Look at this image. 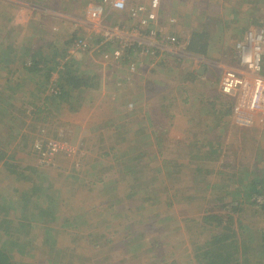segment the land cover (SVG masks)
Here are the masks:
<instances>
[{"label": "rangeland", "instance_id": "1", "mask_svg": "<svg viewBox=\"0 0 264 264\" xmlns=\"http://www.w3.org/2000/svg\"><path fill=\"white\" fill-rule=\"evenodd\" d=\"M89 1L48 0L47 8H42L39 0H0V51L15 49L18 56L31 49L53 59L76 29V35H87L73 18L83 19ZM22 12L27 14L22 16ZM116 16L110 15L108 22L118 21ZM159 16L163 22L168 16L176 19L168 32L184 42L180 52L166 62L152 67L143 61V66L130 73L125 62L110 65L99 54L80 51L75 53V59L84 72L97 76L98 85L85 89L77 110L64 106L57 111L55 105H50L42 109L39 118L26 117L31 114L30 108L21 111L22 102L29 103L30 98L39 100L36 87L41 82L34 81L42 78L27 81L30 78L24 74L23 85L10 98L2 116L8 126L4 129L0 123V132L17 134V139L9 143L6 138L0 139V146L16 156L18 163L33 166L41 157L51 167H47L48 172L46 168L25 169L29 180L23 181L8 171L11 165L0 167V194L11 196L34 182V178L49 188L46 179L53 178L62 192L61 214L70 217L75 211L86 213V209H96V214H84L80 221L82 229L57 228L61 232L60 245L89 258L80 264H195L194 248L214 233V223L203 220L214 209L206 200L197 198L203 196L202 181L214 182L223 171L230 178H240V167L251 166L254 153L259 160L264 153V124L255 125L259 128H255L257 135L251 136L252 147L243 139L237 143L233 133L226 132L225 136L226 127L215 123L218 118L219 123L226 122L224 111L232 106L230 95L220 90L221 75L225 68L238 66L236 42L249 28L264 25V0H161ZM9 18L13 22L9 23ZM197 30L208 37V49L203 54L188 49L191 34ZM88 39L96 40L94 34ZM17 62L7 66L13 69ZM194 68L201 69L202 74L193 75ZM19 75L20 70L14 74V70L0 69V91L10 93L4 89V79ZM251 85L261 87L264 83L254 78ZM30 90L35 93L30 95ZM250 90L258 91L252 87L245 91ZM45 94L44 90L41 95ZM162 102L169 105L166 112L163 110L164 115L159 112ZM6 109L11 117L6 115ZM149 113L156 118V135L151 133ZM42 118L46 119L44 124ZM56 129L64 141L54 137ZM219 136L232 143L225 152L201 160L196 157L193 164L190 145L199 147ZM34 138L40 145L38 153H32L28 147ZM164 158L185 163L181 167H165ZM246 161L249 163L244 164ZM200 162L209 173L206 168L198 169L203 166ZM255 165L258 175L264 178L262 164L256 161ZM242 210L234 215V223L236 220L241 224L236 223L235 229L243 230L238 231L240 237L251 236L260 241L264 237V215L254 213L250 206H243ZM10 217L16 220L15 216ZM102 232L104 238H109L108 243L94 247L93 241H105ZM43 236L44 232L38 229L28 233L27 237L38 248L29 255L14 251L12 260L17 264L59 263L51 249L53 240L44 241ZM88 239L92 242L88 243ZM128 239L130 242L125 245ZM113 244L115 248H111ZM249 244L251 249L255 246V242ZM253 254L250 250L251 259ZM64 257L63 254L61 259ZM66 261L77 260L67 256Z\"/></svg>", "mask_w": 264, "mask_h": 264}, {"label": "trees", "instance_id": "2", "mask_svg": "<svg viewBox=\"0 0 264 264\" xmlns=\"http://www.w3.org/2000/svg\"><path fill=\"white\" fill-rule=\"evenodd\" d=\"M47 3L48 0H39V7L47 8ZM38 10L40 11V8H38ZM45 12H47V10H45ZM8 20H10V18ZM159 20H161L160 24L164 23L163 19L160 18ZM77 30L78 29H76L73 36L68 39L64 49H62L60 53L57 52L53 59H47L45 57L46 55H42L41 52L33 53L31 52V49H25L26 52L24 54H21L20 52L18 56L15 49H5L0 51V69L5 70L6 68L8 71L14 70V74L17 73V70H20V75L18 77H7L4 79V83L6 84L4 89L10 91V93L6 94L3 91H0V123L4 129L8 126V121L5 117H2L4 115V110L10 102V98L17 93L16 90L23 85V80L21 78H23L24 74L30 78L27 79V81L36 80L34 78L37 77L43 79H41V81H34V84H40L41 82V84L36 87L40 96L39 100L36 102L30 98L29 103H26V101L22 102L20 107L21 111L23 108H30L29 111L31 114L26 117L39 118L42 109L50 105H55L57 111L64 106L68 107L71 111H75L84 99L86 92L85 89L89 87H97L98 83L95 81L97 76H91L84 72L74 56H69L68 59L62 63V66L59 65L61 62L58 61L57 58L66 57L68 52L67 44H70V42L73 41ZM207 39L208 37L205 32L199 30L193 31L189 40L188 49L201 54L205 53L208 49ZM202 40L205 41L202 42ZM131 54L134 56L133 52H131ZM17 60V65H20L17 69V65L16 67H13V69H11L12 67L7 66ZM128 61L129 60L126 59L125 63H128ZM192 74L200 75L199 69H195ZM53 88L55 89L53 90ZM44 90L47 94L42 96L41 93L44 92ZM34 93L35 92L32 90L29 92L30 95ZM167 104L163 102L159 104L160 111H158L161 112L162 115H164L163 110L166 112L165 109L169 106ZM41 105L42 107H40ZM231 110L232 107L231 109L224 111V113L228 114ZM5 113L8 117L12 116L8 109H6ZM167 114L168 113H166V115ZM52 118H54V116H52ZM218 119L219 120H215V123L218 126H221L222 124L225 125V122H222L221 124L219 123L221 118ZM41 120L42 124L46 121V119L43 118ZM148 120L151 124V133H154L155 135L158 134L159 131L156 129L158 125L156 124V118H154L152 113H149ZM48 122L49 121H47V124L49 125ZM44 126L45 125H42V128H45ZM262 128H264V126ZM41 130L42 129H39V131ZM256 133V129H253L252 134L248 131H241L240 138L243 139V143L247 144V142H251L250 136L257 135ZM224 135L226 136V131H224ZM54 137L60 140L63 139L62 135L57 133V129ZM233 137L239 139L238 135L235 136V134H233ZM3 138L8 139L7 143H9L17 139V134L0 132V139ZM35 139L36 138L28 144L29 150H31L32 153L39 152L40 145H38V142L36 143ZM213 141L214 142H212L211 139H208L207 143L199 147L190 145L189 150L192 149L191 159L193 164L196 162L193 161L195 160L194 158L197 157L200 160L201 158L206 159L204 157L211 158L210 156L212 154H217L219 156L225 152V148L232 144L222 140L221 136L213 139ZM158 145H160V143H158ZM45 146L44 143L43 147ZM258 147H260V144H258ZM40 158L33 166L18 163L16 156L10 155L4 150L3 146H0V164H2L0 167H8L11 165L9 169L7 168L8 171L11 174L16 175V178L22 181L24 178L29 180L25 169L32 168V170L36 171L46 168L47 171V167H51L47 161ZM255 159L264 167V153H262L261 160H259L258 156H256ZM164 161L166 162L165 167L172 164L181 167L184 165L183 163H185L181 160H171V158H164ZM256 161L254 162L253 160L252 165L249 167H240L242 172L240 178H230V175H227V172L223 171L220 172L217 176L218 179L214 182H206L207 179H205L206 181H202L201 189H203V196L197 198L203 199L204 201L206 200V203L211 204L214 209V212L207 213L203 216L205 222L214 223L213 230L211 229L214 233H211V236L207 241L194 248L193 260L195 264H264V237L261 236V240L257 242L252 240L251 236L250 239L240 237L241 233H238V231L240 230L242 232L243 230L239 229L237 231L234 226L236 223L240 224L236 220L234 223V215L243 211V206H250L254 208V213L258 212L259 215H264V178L258 175V166L255 165ZM227 166L232 167V165L229 164H227ZM201 168H206V165L198 167L199 170ZM205 171L207 173L210 172L207 168ZM206 175L208 176V174ZM46 180L47 187L49 188H44L43 185L39 184L34 178L35 183L30 182V185L15 191L11 196H3L0 194V264H17L12 260V254L14 251L23 252L27 255H29L32 249L33 251L31 252H35L38 247H36L35 244H32L27 235L30 232H37V229L44 232V241L45 239L47 242L48 240H53L51 249L55 251L56 257L59 258V263L57 264H80L83 259L89 260V258H85L78 250L71 251L68 246L60 245L58 241L61 232L57 228L58 226H64L66 228L82 229L80 221L83 219L82 217H84V214L86 216L92 213L96 214V212H94L96 209L85 208L87 210H85L86 213L75 211L70 217L61 214L59 209L62 204V200L60 199L62 192L58 185V181H54L53 178H47ZM103 193L105 194L106 192ZM117 209H119V207ZM10 215L15 216L16 220L13 218L11 219ZM127 227L130 226L128 225ZM101 234L105 241L101 239L93 241L94 247L104 246L108 243L109 238H104L105 234L103 232ZM262 234H264V231ZM249 241L250 243L255 242V246L252 249L250 244L248 245ZM91 242L92 240L88 239V243ZM129 242L130 240L128 239L124 244L127 245ZM32 245L34 246L32 247ZM111 248H115V244H113ZM106 250L109 249L107 248ZM250 250L254 251L252 259L249 255ZM63 254L65 257L61 259ZM134 254L137 256L136 252ZM67 256H72L77 261L68 263L66 261ZM51 264H53L52 261Z\"/></svg>", "mask_w": 264, "mask_h": 264}, {"label": "built area", "instance_id": "3", "mask_svg": "<svg viewBox=\"0 0 264 264\" xmlns=\"http://www.w3.org/2000/svg\"><path fill=\"white\" fill-rule=\"evenodd\" d=\"M161 0H90L85 7L83 19L73 20L87 35L78 34L68 45L66 57L58 58L59 64L80 51L99 54L110 65L125 60L130 73L147 61L151 66L164 63L180 52L183 41L168 32L176 22L168 16L160 24ZM117 15L116 22H108L109 16ZM92 34L95 41L88 39ZM131 52L137 57L131 59ZM238 66L225 68L221 75V90L227 95H236L247 89L254 78L261 79L264 65V25L249 28L236 42ZM140 60V63H137ZM54 79V78H53ZM55 88H53L54 90ZM132 106V103L129 104ZM53 144V143H52Z\"/></svg>", "mask_w": 264, "mask_h": 264}, {"label": "crops", "instance_id": "4", "mask_svg": "<svg viewBox=\"0 0 264 264\" xmlns=\"http://www.w3.org/2000/svg\"><path fill=\"white\" fill-rule=\"evenodd\" d=\"M21 14L22 16H24L27 13L22 12ZM8 22L9 23L13 22V20L10 19L8 20ZM195 69H198V68H194L193 70ZM201 74L202 72L200 73V75ZM261 74H262V77H264V68ZM200 75H196V76H200ZM263 86L258 87L257 85L250 84L249 87H252V89H255L258 91L252 92V90H250L248 93V91H245L249 88L247 87V89L245 88L242 89L238 94L230 95L228 97V98H231V101H232V106H231L232 110L228 114L227 113L223 114V117L226 116L227 120L226 122L224 121L226 126L222 124L221 127L222 128L226 127L225 130L229 134L237 133V135L239 136V139H237V143L242 139L240 138L241 131H245V132L248 131L249 133L252 134L253 129L259 128L255 126L258 124V122L260 123L261 126L264 124V87ZM250 146L252 147L254 146L252 141L250 142ZM251 155H253V153H251L249 156ZM254 158H256L255 155L253 159ZM255 160L256 159H254V161ZM252 161L253 160H250V163ZM248 163L249 162L246 161L244 164H248Z\"/></svg>", "mask_w": 264, "mask_h": 264}]
</instances>
